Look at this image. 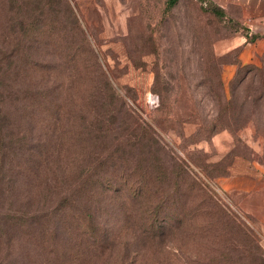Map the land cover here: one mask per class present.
<instances>
[{
	"label": "rangeland",
	"instance_id": "obj_1",
	"mask_svg": "<svg viewBox=\"0 0 264 264\" xmlns=\"http://www.w3.org/2000/svg\"><path fill=\"white\" fill-rule=\"evenodd\" d=\"M27 1L0 0V43L6 36L4 48L13 57L0 70L7 68L10 83L20 88V71V83L26 77L43 93L50 79L47 86L56 90L51 99L63 96L57 100L60 120L75 124L89 108L84 76L97 71L82 29L118 97L178 163L166 167L187 173L183 188L206 186L236 227L229 233L228 224L222 233L215 222L208 230L207 215H198L169 230L162 211L141 218L140 210L131 214L104 200L96 221L113 244L77 264H118L121 254L125 264H264V205L257 202L264 186V49L253 62L242 61L253 43L244 42L243 24L214 13L212 7L222 8L210 0ZM40 8L51 11L42 24H52L60 40L47 45L45 39L9 37L7 17L28 23ZM63 39L82 49L77 61L75 51H61ZM27 61L33 64L26 73ZM16 65L22 67L9 70ZM151 223H161V235L145 239L143 227ZM15 247L12 254L0 252L5 264H37Z\"/></svg>",
	"mask_w": 264,
	"mask_h": 264
},
{
	"label": "trees",
	"instance_id": "obj_2",
	"mask_svg": "<svg viewBox=\"0 0 264 264\" xmlns=\"http://www.w3.org/2000/svg\"><path fill=\"white\" fill-rule=\"evenodd\" d=\"M11 1L19 4L23 0ZM212 9L220 16H231L226 10ZM50 12L44 13V8L39 13L35 10L28 23L24 17H19L20 21L7 17L9 37L45 39L47 45L60 40L52 24L43 27L41 16L49 19ZM79 32L97 71H88L89 76H84L89 108L85 116L75 117V124L71 119L60 120L62 104L57 100L63 96L59 92L51 99L56 90L47 86L50 79L42 85L45 95L31 87L26 77L25 83L18 81L22 74L16 70L22 66L9 69L16 71L20 88L6 77L7 68L0 70V252L12 254L15 246H21L26 261L36 258L37 264L83 263L91 252L97 254L113 244L110 234L96 221L104 200L121 209L129 208L131 214L140 210L141 218L162 211V222L169 223V230L183 227L198 215H207L208 230L215 222L222 227V233L228 232V224L229 233L230 228L236 229L230 226L232 219L228 214L218 209L206 186L193 182L183 188L187 173L166 167L170 162L178 163L118 97L86 42L84 31ZM3 41L0 65L13 58L4 48L6 36ZM60 47L61 51H75L73 62L82 50L75 43H65V39ZM32 64H24L26 73ZM40 96L46 101L42 102ZM155 224L143 227L145 239L160 237L158 230L163 227L161 223ZM5 262L0 258V264ZM118 264H125L123 254Z\"/></svg>",
	"mask_w": 264,
	"mask_h": 264
},
{
	"label": "crops",
	"instance_id": "obj_3",
	"mask_svg": "<svg viewBox=\"0 0 264 264\" xmlns=\"http://www.w3.org/2000/svg\"><path fill=\"white\" fill-rule=\"evenodd\" d=\"M218 7L227 11L228 15L235 17L248 30L243 36V40L247 43V39L254 38L252 46H249L244 53V63L253 62L257 54L264 49V0H210ZM249 44V45H251ZM253 47V48H251ZM254 184V183H253ZM252 184V185H253ZM262 184V183H261ZM254 186V185H253ZM261 186V185H260ZM263 192L258 199V205H264V186L258 188ZM264 229V226L262 225Z\"/></svg>",
	"mask_w": 264,
	"mask_h": 264
}]
</instances>
